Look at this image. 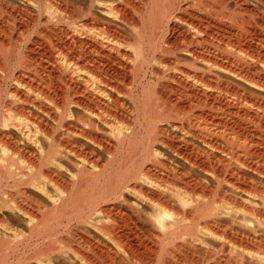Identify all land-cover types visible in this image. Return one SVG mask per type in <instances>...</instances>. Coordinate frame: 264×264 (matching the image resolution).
Here are the masks:
<instances>
[{
	"label": "bare ground",
	"instance_id": "1",
	"mask_svg": "<svg viewBox=\"0 0 264 264\" xmlns=\"http://www.w3.org/2000/svg\"><path fill=\"white\" fill-rule=\"evenodd\" d=\"M0 264H264V0H0Z\"/></svg>",
	"mask_w": 264,
	"mask_h": 264
}]
</instances>
